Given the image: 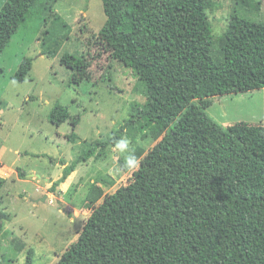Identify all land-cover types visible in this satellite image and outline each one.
Here are the masks:
<instances>
[{"label":"trees","instance_id":"obj_1","mask_svg":"<svg viewBox=\"0 0 264 264\" xmlns=\"http://www.w3.org/2000/svg\"><path fill=\"white\" fill-rule=\"evenodd\" d=\"M48 1L6 0L0 56L31 12ZM101 1L106 21L99 42L142 83L146 100L96 148L115 147L135 118L157 143L128 184L110 195L93 188L91 214L57 264H264V125L221 126L206 113L211 98L264 89V23L231 15L222 58L215 60L208 0ZM70 30L55 16L42 55L54 56ZM60 62L71 71L82 67L70 54ZM30 70L31 60L24 59L14 80L23 82ZM49 121L70 122L68 141L77 140L79 119L67 108L57 105ZM78 163L64 166L52 190ZM4 184L0 176V192ZM8 219L0 212V234ZM31 261L29 251L26 264Z\"/></svg>","mask_w":264,"mask_h":264},{"label":"rangeland","instance_id":"obj_2","mask_svg":"<svg viewBox=\"0 0 264 264\" xmlns=\"http://www.w3.org/2000/svg\"><path fill=\"white\" fill-rule=\"evenodd\" d=\"M5 2L0 0V8ZM208 2L215 60L222 58V38L231 15L264 23V0ZM57 15L71 30L59 39L54 56L42 55L43 36ZM105 21L101 0H49L31 12L0 56V176L5 180L0 212L9 217L0 234V264H26L29 251L31 264H57L91 214L87 198L93 188L110 195L128 184L139 161L157 143L150 129L141 128L145 121L135 118L120 135L129 140L128 150L96 148L125 126L134 108L146 100L142 83L99 42ZM63 54L81 58L82 67L66 68L60 62ZM24 59L31 60V70L17 82L14 76ZM210 102L206 113L221 126L264 125V89ZM57 105L79 119L75 142L68 141L70 122L55 126L49 121ZM130 153L137 161L133 167L127 166ZM75 161L79 163L71 183L59 189L61 182L52 190L64 166ZM47 180L54 182L48 185Z\"/></svg>","mask_w":264,"mask_h":264},{"label":"clouds","instance_id":"obj_3","mask_svg":"<svg viewBox=\"0 0 264 264\" xmlns=\"http://www.w3.org/2000/svg\"><path fill=\"white\" fill-rule=\"evenodd\" d=\"M117 148H119L121 151H125L129 149V140L127 138H121L119 141H117L116 144ZM127 166L133 167L136 164V157L134 154H129V156L126 158Z\"/></svg>","mask_w":264,"mask_h":264},{"label":"crops","instance_id":"obj_4","mask_svg":"<svg viewBox=\"0 0 264 264\" xmlns=\"http://www.w3.org/2000/svg\"><path fill=\"white\" fill-rule=\"evenodd\" d=\"M74 174H75V172L74 173H72L66 180H65V182H63L62 184H60L59 185V189H63L64 187H67V185L68 184H70L71 183V181H72V179H73V177H74ZM3 178V177H2ZM4 179V178H3ZM48 181V180H47ZM49 183H48V185L49 184H51V183H53L54 181L53 180H50V181H48ZM46 196V195H45ZM44 196V197H45ZM47 197V196H46Z\"/></svg>","mask_w":264,"mask_h":264},{"label":"water","instance_id":"obj_5","mask_svg":"<svg viewBox=\"0 0 264 264\" xmlns=\"http://www.w3.org/2000/svg\"><path fill=\"white\" fill-rule=\"evenodd\" d=\"M46 200V196L42 199V201L44 202Z\"/></svg>","mask_w":264,"mask_h":264}]
</instances>
